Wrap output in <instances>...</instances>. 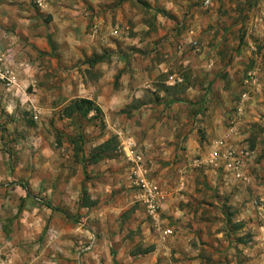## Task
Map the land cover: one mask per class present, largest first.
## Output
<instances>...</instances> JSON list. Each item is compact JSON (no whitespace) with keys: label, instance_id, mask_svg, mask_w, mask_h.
I'll return each mask as SVG.
<instances>
[{"label":"rangeland","instance_id":"1","mask_svg":"<svg viewBox=\"0 0 264 264\" xmlns=\"http://www.w3.org/2000/svg\"><path fill=\"white\" fill-rule=\"evenodd\" d=\"M76 1L29 0L17 5L26 12L23 17L35 14L37 23L51 30L55 22L44 12L54 10L57 2L67 5V10L78 12L75 17L89 21L84 35L68 29L67 38L81 43L91 34L90 41L103 39L105 45L97 50L95 43L89 44L96 51L81 57L61 49L54 34H49L51 56L58 61L50 90L57 94L46 91L50 98H41V104L50 111L57 104V110L48 112L45 122L38 107L18 108L20 122L12 128L16 135L33 140L45 133L55 144L57 182L70 186L58 194L63 198L66 192L69 202L64 210L73 223V240L61 238L60 247L49 244L48 234L41 239L34 236L32 228V238L23 243L26 258H20L19 264H133L134 254L146 258V264H264V0H215L208 6L205 0H104L96 9L84 0ZM170 3L173 8L166 14ZM113 49L123 55L124 62L111 60ZM98 58L107 65L103 74L109 85L115 90L129 86L140 96L131 100L130 109L155 106L164 96L161 89L169 87L174 96L164 98L170 100L165 105L171 110L168 124L162 127V141L165 148L173 149L174 158L167 160L162 146L160 156H152L144 144L147 131L138 125L123 129V135L113 131L119 114L59 115L66 108L65 92L92 95L93 84L87 80L100 73L94 68L98 63L93 64ZM65 59L73 66L64 67ZM3 82L10 83L6 78ZM49 83L43 82L47 89ZM32 89L28 92L33 93ZM104 94L110 98L102 102H112V94L108 90ZM176 97L184 101L171 104ZM135 121L140 125L147 120L142 114ZM13 138L14 134L9 137ZM112 138L116 141L105 152L101 150ZM221 146L225 147L223 163L215 164L212 159L220 155ZM229 148L233 158L245 159L238 169L229 167L233 165L232 157L225 156ZM94 156L106 165L104 170L89 164ZM180 173L188 177L187 182L179 178ZM103 179L111 186L103 187ZM145 185L159 189L153 212L146 202ZM84 191L95 205L82 207ZM111 204L120 212H114ZM103 205L110 206L106 216L101 212ZM134 221L147 224L136 228ZM90 244L92 249L82 253V247ZM149 247H154L153 253L145 257ZM64 250H71L66 258ZM54 251L57 261L51 256ZM38 256L41 263L34 262Z\"/></svg>","mask_w":264,"mask_h":264},{"label":"crops","instance_id":"2","mask_svg":"<svg viewBox=\"0 0 264 264\" xmlns=\"http://www.w3.org/2000/svg\"><path fill=\"white\" fill-rule=\"evenodd\" d=\"M28 1L29 0H0V264H19L20 258H26V252L24 251L26 241L24 240L32 238V233H30L32 228L34 229V236L40 237L39 239L42 238L43 234H48L50 239L52 238V240L48 241L49 244L56 247L62 246L61 242L63 238L73 240V223L70 222L71 217L68 219L61 212L55 211L49 207L51 205L54 208L64 210L65 205L69 202V198L66 192L63 198L58 192L64 190V186L66 189H70V186H67L68 183L64 182L63 184L57 182L60 172L58 173L57 170V153L54 148L55 144H52L53 140L46 138L45 133L38 134L33 140H30L28 136L24 137L21 134L16 135V132L14 133L12 129L13 126L20 122L17 120L19 119V107L28 106V108L31 107L34 109L38 107L36 110H38L39 114H37L39 117L41 116V119L45 120V122L49 119L47 113L57 110V104L51 111L48 109L49 106H47V104H44V106L41 104V98H50L51 93L47 94L46 91L52 92L50 90L52 87L51 83L55 80L54 77L58 70V61L52 58L54 56H51L53 50L49 44L48 35L54 34L55 40L61 49L63 47V50H73V52H77L81 57L85 55L92 56L93 51H96V49L89 44L95 43L97 50H104L105 46L103 45V39L94 38V41L93 39L90 41V38H92L91 34H87L85 39H82L81 43L74 41L71 37L67 38L66 31H68V29H75L76 32L79 31L84 35L89 22L87 18L85 20L83 15V17H78L79 15L75 17L74 15H77L78 12L67 10V8H65L67 5L57 2L56 7L53 5L54 10H51L50 7L49 10L44 12L53 18L52 22H55L51 24L53 25L52 30L50 28L46 29L42 24L39 25L35 14L30 15V13L28 15L29 17H23V14L26 12L22 13L21 10L17 8V5ZM55 1L56 0H53V3H55ZM84 1L87 5H91L95 9L98 7L97 3L104 2V0ZM150 1L151 0H149V2ZM76 2L81 4L79 0ZM172 8L173 5L170 3L164 12L168 13ZM55 9L57 12L61 10L65 22L60 20L61 12L57 13ZM73 24L77 26L74 25V28L72 26ZM65 39L69 40L64 41ZM111 53V60L120 59V61L124 62L123 55H121L118 50L113 49ZM45 56H47V58H45ZM45 59L50 60V63L46 62ZM45 64L49 66L46 67ZM62 65L69 68L73 66L70 59H65ZM95 67L96 70H100V73H98L96 78H88L87 80L88 85L93 84L94 92L92 95L80 97L75 96L76 94L74 93L65 92L63 99L64 106L67 107V103L75 99L85 98L94 101L106 115L119 114L118 120L120 122L117 123V127L114 122L113 125L116 128L113 127V131L123 135V129L126 130L131 125L134 127L138 125L141 130L147 131L144 144L149 148L148 151L152 156L159 157V146H162L163 149H167L165 148V141H162L164 139L162 137L164 136L162 127L164 124H168L167 113L171 110L166 107L170 100L166 101L164 98L170 97V95L174 96L170 92L169 87L161 89L164 96L162 99H157L158 104L154 103L155 106L151 103L145 105L140 110L130 109L131 100L133 98L138 100L140 96L135 94L134 90L129 88V86L123 87L120 90H115L113 85H109L108 76L105 77L103 74L104 69L107 68L105 63H98L94 68ZM87 68L91 70L89 67ZM4 78L9 80L10 83L5 84V82H3ZM84 78H86V75H84ZM46 79L48 83L50 82L48 84V89L43 84ZM30 86L33 87V93L28 92ZM104 90H108L110 94H112V102H102V100L110 98L109 96L105 97L106 94H104ZM56 94L57 93L52 92V96H56ZM180 95L185 96V93H181ZM129 113L131 115L130 117L128 116ZM142 114L146 117L147 121L139 125L135 120L137 117L142 116ZM150 114H154V116L151 117ZM59 115L65 117L63 112ZM156 115H161V118H156ZM54 117L56 118L55 115ZM127 118H129L130 121L129 125L125 126L123 123ZM42 120L39 118L40 122ZM55 121L57 120L55 119ZM40 122L37 123H39L41 130L43 127L40 125ZM31 125L34 126L32 129H35L34 122H31ZM40 130L37 129L38 132ZM12 134L15 135V138L9 139ZM173 141L177 142V139L173 138ZM167 142L170 143L171 140L168 138ZM222 146L220 155L218 154L219 149L217 147V154L219 156L217 155L212 159L215 164L220 162L223 163L221 154L224 153L225 147L222 148ZM33 149L36 152H33ZM171 153H173V149L168 148L167 152H165L166 156H168L167 160L171 157H175L172 156ZM239 159L242 164H245V159H243V157ZM94 165H96V170H104L106 168V165L101 162ZM235 175L238 176V173ZM77 176L78 178L81 177L80 173ZM171 176L175 177L173 174H171ZM179 178L186 182L188 181V177L182 175V173H180ZM107 183L108 182L103 179L102 186L105 188L110 187L111 184ZM183 186L184 182L182 183V187ZM41 196H44V199H42ZM58 196H60V198ZM93 198L94 196H92V199ZM97 198L102 199V197L98 196ZM110 206H102L101 212L103 216H106L105 210L109 207L112 208L114 212H120L114 204ZM164 207H166L165 204ZM132 220L131 222H133ZM146 224L147 223L143 224L142 221H134L136 228L145 227ZM118 226L121 227V225ZM12 242H18L20 244L14 247L10 245ZM54 249L55 248L52 250ZM57 251H54V254L51 255L54 261H57ZM70 251H63L65 258ZM107 253H109V251H107ZM111 255L115 256L116 254L112 251ZM138 255L139 254H134L135 260L133 264L148 263L146 258H143L142 255ZM146 256L147 254H145V257ZM41 259V256L35 257L34 260L36 261L34 262L41 263ZM59 262L62 263L61 258ZM63 262L65 261L63 260ZM46 263L53 264L51 262Z\"/></svg>","mask_w":264,"mask_h":264},{"label":"trees","instance_id":"3","mask_svg":"<svg viewBox=\"0 0 264 264\" xmlns=\"http://www.w3.org/2000/svg\"><path fill=\"white\" fill-rule=\"evenodd\" d=\"M142 5L145 6V7H148V4L145 3V2L144 3L142 2ZM99 62H102V59L98 58V59H94L93 60V64L94 63L96 64V63H99ZM182 101H184V100H181V99H179V98L176 97L175 99L172 100L171 104L181 103ZM92 111L96 112L97 114L102 113L101 108L94 101L89 100V99H85V98L83 99L82 98V99L75 100L69 106H67L65 108V110H64V116L71 118L74 114H81L83 117H86ZM115 139L114 138L110 139L104 145H102L100 149L105 152L110 147V145L113 144L116 141ZM98 158H99V156H94L92 158H89L88 159L89 164H95V163L97 164V162L99 163V159ZM86 169H87V165H84V172H86ZM28 193H29V191H28ZM81 205H82V207H91V206H93L95 204H93V203H91L89 201L88 195L85 192L84 193V197H83V201H82V204ZM49 207L51 209L55 210V211L61 212L68 219L71 217V214L68 213L65 210H61L60 208H54L51 205ZM240 242H243V239H240ZM153 250H154V247H149V248L145 249L143 253L144 254H148V253L153 252Z\"/></svg>","mask_w":264,"mask_h":264},{"label":"built area","instance_id":"4","mask_svg":"<svg viewBox=\"0 0 264 264\" xmlns=\"http://www.w3.org/2000/svg\"><path fill=\"white\" fill-rule=\"evenodd\" d=\"M214 1L215 0H205L204 4L206 6H208V5H211ZM116 33H118L117 30H116ZM227 155L232 157L231 159L233 160V165H229V167L235 166V167H237L235 169H238L242 165V162L240 161V159L238 157L233 158L234 157V152H232L230 148L226 150V155H225L226 158L229 157ZM144 188H145V197H147L146 202L149 203L148 207L150 209H152L151 212H153L154 209H155V207H153L154 199L158 195V190L159 189H158L157 186H146V185L144 186ZM92 247H93L92 244H90V245H88L86 247H82L81 252L82 253L88 252V251H90L92 249Z\"/></svg>","mask_w":264,"mask_h":264}]
</instances>
